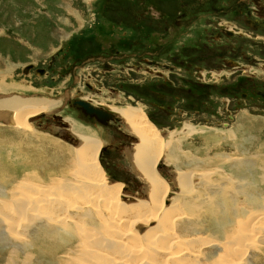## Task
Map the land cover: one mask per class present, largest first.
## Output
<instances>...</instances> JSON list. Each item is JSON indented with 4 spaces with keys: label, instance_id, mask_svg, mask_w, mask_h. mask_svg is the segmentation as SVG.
<instances>
[{
    "label": "rangeland",
    "instance_id": "374dc122",
    "mask_svg": "<svg viewBox=\"0 0 264 264\" xmlns=\"http://www.w3.org/2000/svg\"><path fill=\"white\" fill-rule=\"evenodd\" d=\"M203 1L0 0V86L14 89L0 93L1 100L17 97L56 103L51 110L45 109L25 120L34 131L31 141L23 139L25 135L19 128L3 125L4 111H0V264H111L123 254L124 248L138 246L149 248L150 263L179 264V259L172 261L167 258L170 251L165 243L163 247L156 246V243L150 246L141 235L155 225L153 216L159 213L155 208L161 204V199L168 201L162 206H168L169 200H175L173 210L183 211L190 220L198 214L197 209L203 207L207 195H210L208 190L215 192L210 195L214 197L212 202H218L217 195L224 196L225 211L221 210L226 219L221 227L215 224L217 218L214 217L209 225L202 226L205 230H201L205 232L193 236L206 235V242L213 239L209 240L212 244L210 249L199 246L201 248L194 251L198 243H192L193 246L196 244L195 247L187 249L189 254H196L195 264H221L222 255L228 253L233 257L232 243L240 240L243 244L249 239L250 226L246 224L253 220L248 216L255 213L252 216L255 219L264 217V101L256 99L251 103L246 97L242 101L241 91L234 88L249 74L225 69L227 75L211 78L213 72L223 70L220 61L212 59L211 67L201 61L195 63L205 72L204 77L199 75L201 69L190 67L183 70L184 65H178L172 72L167 70V74L162 76H148L142 74L144 61L128 55L129 51L135 53L158 45L162 51L154 59L159 63L167 64L168 56L173 53L188 60L198 55L193 47H202L204 40L203 21L197 17L205 10ZM179 12L185 14L180 15V26H175L173 21L179 20ZM179 31L184 33L170 41ZM114 49L123 54L126 52L127 58H117L112 52ZM30 64L34 70L30 69L26 75L23 68ZM37 69L43 70L41 76L34 73ZM256 79L264 83V75ZM85 82L95 84L98 90L94 87L89 90ZM159 83L167 84L163 90L166 99L162 103L151 95L153 92L160 94L157 90ZM69 96L71 101L91 99L92 103L103 107L129 106L139 110L153 124L163 141L164 154L155 164L154 171L167 183L164 197L157 195L155 204L148 203L147 185L132 169L129 159L137 139L132 137L127 125L121 121L110 122L107 127L96 124L82 116L70 102L65 106L70 101ZM156 105L165 106V111ZM229 117L232 119H227ZM68 120L81 126L86 135L100 141L98 164L105 183L120 184V204L126 207L133 199L142 200V204L135 207L153 209V214L145 216L152 218L148 224L130 228L128 224L136 220L132 218L118 225L127 232L122 244L108 242L114 235L107 229L111 225L100 227L101 220L112 215L106 214V201L93 199L84 193L86 184L73 175L74 168L65 160L66 157L58 162L43 153L41 137L54 142L63 156L67 155L66 147H75L68 140L69 135L76 138L69 130L68 125L71 124ZM188 127L196 130L210 128L207 132H214V135L190 134L188 131V136L184 133ZM131 137L135 140H130ZM173 140L174 148L181 146V150L186 151L178 152V159L181 158L179 153L187 156L180 161L179 169L188 180L192 191L190 197L181 196L176 185L175 168L179 161L175 165L165 157ZM102 147L105 149L101 152ZM19 182L33 184L39 189V194H31L28 189L21 192L16 189ZM241 185L252 190L254 195L247 194L246 198L243 192L248 193L249 190ZM112 199L110 197L108 201ZM80 201H86V204L77 205ZM69 203L76 206L66 208L65 204ZM46 207L50 209L47 211ZM88 208H95L97 212H89ZM122 208L117 209L119 215H116H124ZM116 215L111 220L116 219ZM57 217H63L64 222L56 223ZM254 223L257 241H253L249 252L239 257L242 264H264V219H257ZM52 232V237L47 234ZM85 233L94 235L93 242L87 243L89 246L83 239ZM60 237L65 240L62 244L58 241ZM96 244L102 250L94 256L90 250H99ZM185 244L181 246L184 250ZM79 249L86 252L82 254ZM126 260V264H146L145 261L140 263L139 257ZM186 261L183 258L181 263Z\"/></svg>",
    "mask_w": 264,
    "mask_h": 264
},
{
    "label": "bare ground",
    "instance_id": "6f19581e",
    "mask_svg": "<svg viewBox=\"0 0 264 264\" xmlns=\"http://www.w3.org/2000/svg\"><path fill=\"white\" fill-rule=\"evenodd\" d=\"M53 60H54V57H53ZM50 64H51V62H50ZM30 66H32V65L30 64ZM32 69L33 68H31V70ZM29 71H30V69L25 74L29 75ZM39 76H41V75H39ZM2 87L3 86H0V93H5L7 90H10V91L14 90L13 88H5V87L2 88ZM0 100H1V98H0ZM85 102H87V100ZM87 103H89V102H87ZM55 105H56L55 102L53 103V102H46L43 100L39 101V100H33V99H19L17 97H13L9 100H5V99L1 100L0 101V111L1 112L4 111V114L2 116L3 117L2 119H4V120L2 121V123H3V125H5L7 127L19 128L21 131V134L25 135V138H23V137L22 138L25 140L31 141L32 140V138H30L31 133H34V131L32 130V125L27 124V122L25 123V120L27 121L29 118L36 116L37 114H39L40 112H42L45 109L51 110L53 107H55ZM100 107H102V106H100ZM103 108L107 109L108 111H110L113 114L112 120H114V122H120L121 121L123 124H126L127 129L132 134V137H135L137 139V143L132 148V150H131L132 153L130 154L129 159H130V162L132 165V169L139 175L141 181H143V183H145L147 185V188H148V191L150 194L149 199H148V203L149 204H155L157 202L156 196L161 195V197H164L166 192H167V183H165L154 171L155 164L158 162V160L160 159L162 154H164V152H162L163 141L161 139L160 134L154 130L153 124H151L148 120H146V118L143 116V114L139 110H135L129 106H125L122 108H120V107L113 108V107L107 106V108L106 107H103ZM68 121L71 124V125H68L69 130L72 132V135L76 136V138L79 140V141L76 140L77 143L73 144L75 147H71V146L66 147L67 148L66 149L67 155L63 156V152H60L55 147L56 144H54V142H50L51 141L50 139L48 140V139L43 138L44 139L43 140L41 137V142H40L41 147L45 151L43 153L46 155V157H47V155H49L48 157L50 159L52 158L51 160L55 159L58 162H60V160H62V159H65V157H66L65 160H67L68 163H70V165L74 168L73 169V171H74L73 175H75L77 177V179L82 180L86 184V189H85L84 193L91 195L93 199H96V200L101 199V200L106 201V202H104V203H106V205L104 207L105 210H107L106 214H112V215H111V217L108 216L109 219L106 218L107 220H105V219L101 220V222H100L101 226L100 227L104 228V227H107L108 225H111L109 228L107 227V229L110 232H114V235H112V240H109L108 242L113 243L115 245L118 243L120 244L121 242H125L124 237L126 236L127 232H126V230H122L118 225L124 224L125 221L130 220L132 218H134L136 220L132 221L131 223L128 222L129 223L128 226L130 228H132V226L138 225V224L139 225L148 224L149 223L148 221H150V219H152V218L151 217L146 218L145 216H146V214H153V209L144 208V210H140L137 207H135V206H139L140 204H142V202H143L142 200L138 201V200L133 199V201H132L130 199L132 202L127 204V205L125 204L126 207H123L124 204H120V200H118L119 199L118 194L120 191L119 190L120 184L116 183V182L105 183V178H104L103 173L99 167L100 164H98V157H99L98 149L101 147L100 141H98V139H94L90 134L86 135L85 134L86 132L83 133L84 130L82 129L81 126H78L74 123H71L70 120H68ZM108 122H113V121H107V122H105V124H107ZM187 129L188 130L184 131L185 134H187V132L189 131L190 134L200 133V134H204V136L205 135L207 136V134H208V136H210L211 134L214 135V132H210V134H209V132H207L208 131L207 129H210V128H207V129L205 128L206 130H204L202 127L201 129L196 130V128L192 129V127H188ZM213 130H215V129H212V131ZM215 134H217V132ZM41 136H43V135H41ZM188 136H190V135H188ZM133 140H135V139H133ZM174 141L175 140H173L172 143L170 144L169 149H168V154H166L165 157H167V160L169 162L173 161L174 162L173 164H175V165H176V161H179L177 163L178 169L175 168V170H176V173H175L176 185L179 187V194L181 196H184V195L189 196V194L192 193V191L190 192V189L188 187V185H189L188 180L184 175L185 173H182L179 169L180 161H182V159H187V156H185V153H179L181 158H179L180 160L178 159V152H186V151H182L180 148L181 146L180 147L176 146L177 148H174V145H173ZM235 141H237V140H235ZM60 150H62V149L60 148ZM175 152H177V154H175ZM175 156L177 159L175 158ZM257 156H259V155H257ZM189 161H191V160L189 159ZM187 162H188V160H187ZM31 164H35V162H32ZM46 166H48V165H46ZM247 167H248V165H247ZM235 179H236V177H235ZM32 185L33 184L24 185V184H22V182H19L17 185L19 187H16V189H18V190L20 189V191L23 189L24 190L28 189L29 190L28 192H30L31 194H36V195L39 194V189L35 186H32ZM233 185H234V183H233ZM241 187L245 188L244 185H241ZM249 188H250V185H249ZM249 188H245V189L249 190ZM47 191H49V190L47 189ZM251 192H252V190H249L248 193L243 192V195L245 197L247 194L248 195H254ZM43 193L45 194V192H43ZM107 193H110V194L108 196H106ZM212 193H215V192H210L208 190V194L211 195ZM210 195H207V198H206L207 200H205V202H203V207L200 206L197 209L198 214L190 220H189V217L186 214H184L183 211H174L173 210V205L175 203V200H172V202H171V200H169L168 206L167 205L162 206V204H164V203L167 204L168 201H166V199H164V198L161 199V202H160L161 204H159V206L157 208H155V210H157L159 213H154V216H153L154 217L153 219L156 220L155 225L152 227H149L148 231L146 229L145 232L141 236L145 240L149 241L150 246H153L154 243H156L157 244L156 246L163 247L164 243H165L166 248L169 249V251H170L167 255L168 259H171L172 261H174V260L176 261L177 259H179V264H183V263H181V260H183V258H186L188 260V262L186 261L187 263H185V264H195L197 261L196 254L193 252L194 255H192V254H189L187 252V249H189L191 247H195L196 244H194V246H193L192 243H198L197 247L194 248L195 250L193 249L194 251L199 250L201 248L199 246H204V247L207 246L208 249H210V247L212 246V244H210V242H209L210 239L206 242V239L208 237L205 238L206 235L205 236L201 235L203 232H205L204 231L205 229H204V227L202 228V226L209 225L210 222L214 220V217H216L217 219L215 221V224L217 226L223 227L222 221H224V219H226V214L224 213V211H225L224 196L222 195V197H221V196L217 195L218 202H212L211 199H213L214 197L211 198ZM30 197L31 196L29 195L28 198H30ZM110 197L113 199L111 201H108V199ZM122 199L125 200L128 198H122ZM190 199H192V198H190ZM180 203H183L182 199H180ZM76 204L84 206L86 204V201H80L79 203H76ZM76 204H70V203L65 204V207L67 208V207L76 206ZM136 204H138V205H136ZM46 208L47 209H45V210H47V211H48V209H50V207H46ZM118 208L124 209V215L118 216L119 215V212L117 211ZM222 208L224 211L221 210ZM33 209H34V207H33ZM215 209H217V210H215ZM256 209H258V208H256ZM88 210H89V212H92V213L94 211H95V213L97 212V209L95 210V208H88ZM211 210L214 212H212ZM100 212H101V210H100ZM116 213L118 215H116ZM27 214L29 216V213H27ZM114 214L116 215L117 218L111 220V218L114 217ZM241 215H244V214H241ZM254 215H255V213L248 216L250 218L249 220H253V222H251L250 224H246V226L247 225L250 226V230L247 233V235H250L249 239L244 241L243 244L240 243V240L236 241L232 244L230 243L231 249H232L231 254L233 255V257L229 256L228 253H226L227 252L226 251L225 252L226 254H224L220 257L221 264H239V261L242 260L239 257H241L243 254H245V252H247L252 247V243H253V241L256 240V238H257L256 235L258 234L255 230L256 224L254 222H256L257 219H259V220L264 219V217L262 218L261 216L258 217L257 219H255L254 217H252ZM55 220H56L55 221L56 223L62 224L64 222L63 217H57V218H55ZM138 220H141L142 222L139 223ZM187 220H189V221H187ZM98 223L99 222H97V224ZM254 224H255V227H254ZM201 229H204V230L202 231ZM198 232L201 234L198 237L196 236L197 238H193V236L196 235ZM47 234H50V236L52 237L54 233L52 232V233H47ZM47 234H43V235H47ZM101 235H103V233H101ZM93 236L94 235H92L91 233H85L83 235V239L86 240L85 245L87 243L89 244V242H93ZM202 236H203V238H202ZM207 236H209V235H207ZM68 237H69V235H68ZM136 237L139 239V236H136ZM211 240H213V239H211ZM58 241L61 242V244H62V242L65 240L63 239V237H60V238H58ZM67 243H68V241H67ZM183 243H186L185 244L186 246L184 245L185 250L183 247H181L183 245ZM81 245H82V242H81ZM98 249L99 250H97V249L92 250L91 249L90 253L92 255H94V253H96L98 251L101 252V250H102L101 246H98ZM160 251H161V249H160ZM79 252H81L80 249H79ZM83 252H81V253L84 254L86 251L84 253ZM81 253L79 254V256H81ZM149 253L150 252H149L148 247L143 248L141 246H138V248H136V247H128L127 249L124 248L123 254L120 256H117L116 260H112L111 264H126V261H127L126 258H134V257H139L140 263L145 261L146 264H160L159 262L150 263V261L148 259ZM207 254H208V252H207ZM101 255H102V253H101ZM109 255H111V253ZM219 255H221V254L219 253ZM104 256H106V255H104ZM106 259L104 258L103 260L106 261ZM71 262H73V261H71ZM240 262L242 264V261H240ZM69 263H70V261H69ZM99 264H101V263H99Z\"/></svg>",
    "mask_w": 264,
    "mask_h": 264
},
{
    "label": "flooded vegetation",
    "instance_id": "af4514ba",
    "mask_svg": "<svg viewBox=\"0 0 264 264\" xmlns=\"http://www.w3.org/2000/svg\"><path fill=\"white\" fill-rule=\"evenodd\" d=\"M203 2L206 3L205 10L202 11V14L199 13L197 17H201L203 21L202 31L204 40L202 42V47H193V50H195L194 53H198V55L195 54L196 56L194 55L188 60V58H182L178 53H173L168 56L167 64L159 63V61L154 58L159 57L161 54V45L154 48H142L139 51H135V53L129 51L130 53L128 55L135 56L137 60L144 61L145 66L143 67L142 74H149L148 76H151V74L157 76L165 75L168 72L167 70L172 72L176 70L178 65H184L185 69L183 68V70H188L190 67H196V69L199 70L201 66H196L195 63H197V61L198 63L201 61L205 66H210L212 59H216L220 61L223 70L220 72H213V74L210 75L211 78H219L225 75L228 69H231V71L241 70L243 74H249L245 75L246 78L238 81L237 84L234 85V88H237L236 90L241 91L242 101L245 99L244 97L248 98L251 103H254L256 99H262V101H264V83L256 79L257 76L264 75V68H259L260 65L264 66V0H204ZM181 6L183 7V5ZM178 14L179 20L175 19L173 21L175 26H180V15L185 13L179 12ZM183 33L184 31L177 32L176 36L172 37L170 41H175L176 38L180 37ZM112 52L119 59L127 58L126 52L123 54L116 49L112 50ZM200 52L201 54H199ZM244 61L246 64H243ZM126 66L128 68V65ZM246 66L248 70H246ZM255 66L257 68H254ZM249 70L253 72L250 74ZM204 73L205 72L201 69L199 75L204 77ZM84 85L87 86L89 90L93 87L94 90H98L95 84L90 82H85ZM157 86V90H160L158 91L160 94L153 92L151 95L156 101L162 103L166 99L163 90L167 84L159 83ZM197 86L201 87V84H197ZM244 88L246 90L242 92ZM70 99L71 97L69 96L68 100ZM88 100L87 102L93 107L101 106L92 103L90 101L91 99ZM74 101L86 100H84V98L80 100H70L65 106L67 107L69 102L72 105ZM73 106L78 109L77 111L81 113L82 116L95 122L94 118L83 114L78 106ZM156 106L158 109L165 111V106ZM109 123L110 122L105 124L104 127H107Z\"/></svg>",
    "mask_w": 264,
    "mask_h": 264
},
{
    "label": "water",
    "instance_id": "95a60500",
    "mask_svg": "<svg viewBox=\"0 0 264 264\" xmlns=\"http://www.w3.org/2000/svg\"><path fill=\"white\" fill-rule=\"evenodd\" d=\"M51 60H53V56L51 57ZM32 66L27 65L23 68V73L25 74L29 69H31ZM35 74L37 75H41L43 73V70H35L34 71ZM1 98V96H0ZM72 105H76L79 107V110H81V112L87 116L93 117L95 122L104 126L105 122L107 121H114L112 120V113L110 111H108L107 109L97 106V107H92L89 103L85 102V101H74L72 103ZM68 140L72 141V144H76L77 141L74 139V137H72L71 135L68 136ZM130 140H133V138L131 137ZM104 147H102L100 149V151H104ZM157 167L159 168V165H157Z\"/></svg>",
    "mask_w": 264,
    "mask_h": 264
},
{
    "label": "crops",
    "instance_id": "0c3cea01",
    "mask_svg": "<svg viewBox=\"0 0 264 264\" xmlns=\"http://www.w3.org/2000/svg\"><path fill=\"white\" fill-rule=\"evenodd\" d=\"M227 119H232V118L229 117V118H227ZM232 122H233V124H235V121H232ZM239 124H241V123H239ZM238 127H239V125H238Z\"/></svg>",
    "mask_w": 264,
    "mask_h": 264
}]
</instances>
